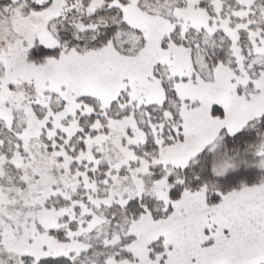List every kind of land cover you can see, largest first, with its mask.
Masks as SVG:
<instances>
[{
  "label": "snow or ice",
  "instance_id": "snow-or-ice-1",
  "mask_svg": "<svg viewBox=\"0 0 264 264\" xmlns=\"http://www.w3.org/2000/svg\"><path fill=\"white\" fill-rule=\"evenodd\" d=\"M0 264H264V0H0Z\"/></svg>",
  "mask_w": 264,
  "mask_h": 264
}]
</instances>
